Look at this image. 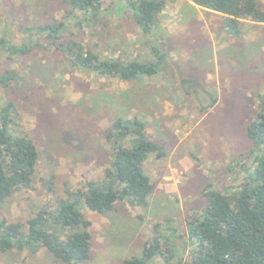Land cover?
Here are the masks:
<instances>
[{
	"label": "rangeland",
	"instance_id": "374dc122",
	"mask_svg": "<svg viewBox=\"0 0 264 264\" xmlns=\"http://www.w3.org/2000/svg\"><path fill=\"white\" fill-rule=\"evenodd\" d=\"M189 5L167 0L145 34L126 0H104L93 23L70 15L65 0H0V38L19 47L38 45L25 56L0 46V78L10 73L0 83V108L7 101L17 105L40 153L32 190L1 204L0 218L27 221L40 205H55L68 190L101 180L110 166L109 127L138 116L166 154L145 164L155 191L146 206L118 202L106 214L85 207L93 249L82 264H123L142 256L157 226L177 245L174 263L190 259L188 222L202 213L207 185L232 192L243 183V166H253L247 128L264 98V25H247L233 36L222 16ZM55 21L67 23L59 42L81 41L110 59L152 61L156 45L161 70L132 81L81 70L33 31ZM51 178L57 194L42 182ZM0 264L66 263L42 249L0 255ZM148 264L165 263L158 256Z\"/></svg>",
	"mask_w": 264,
	"mask_h": 264
},
{
	"label": "trees",
	"instance_id": "16d2710c",
	"mask_svg": "<svg viewBox=\"0 0 264 264\" xmlns=\"http://www.w3.org/2000/svg\"><path fill=\"white\" fill-rule=\"evenodd\" d=\"M134 9L137 25L150 33L158 17L165 11L167 0H126ZM70 15L81 14V22H92L102 13L104 0H65ZM192 8L200 7L223 17L226 32L240 36L247 25H264V7L260 0H189ZM80 24V23H79ZM81 26V24H80ZM47 36L58 52H64L74 66L101 77L124 81L158 75L162 52L151 47L152 61L110 59L97 54L81 41H63L67 23L55 21L33 29ZM0 46L11 53L27 55L38 46L19 47L0 38ZM40 46V45H39ZM150 59V60H151ZM10 73L0 78L6 84ZM253 142L252 168H245L243 183L235 190L220 191L207 185L203 192L206 204L202 213L188 222L194 245L190 259L177 264H264V98L258 113L247 128ZM110 150V166L101 180L88 182L78 190L67 191L66 199L55 205L42 204L27 221L10 222L0 218V255L12 251L48 250L66 264H82L91 257L93 243L83 209L106 214L118 202L133 206L149 203L156 184L145 170L146 162L166 157L164 148L153 141L146 123L138 116L116 119L106 133ZM40 153L35 140L23 129L17 105L7 101L0 108V205L19 194L32 190ZM52 194H57L53 179L42 180ZM177 245L160 227L151 241L145 243L142 256H133L123 264H148L160 256L165 264H175Z\"/></svg>",
	"mask_w": 264,
	"mask_h": 264
}]
</instances>
